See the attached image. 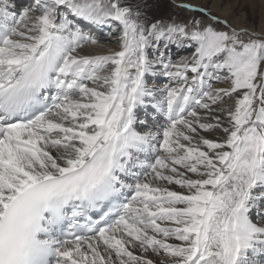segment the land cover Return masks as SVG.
<instances>
[{"label": "snow or ice", "instance_id": "1", "mask_svg": "<svg viewBox=\"0 0 264 264\" xmlns=\"http://www.w3.org/2000/svg\"><path fill=\"white\" fill-rule=\"evenodd\" d=\"M173 4L0 0V264H264V34Z\"/></svg>", "mask_w": 264, "mask_h": 264}, {"label": "rangeland", "instance_id": "2", "mask_svg": "<svg viewBox=\"0 0 264 264\" xmlns=\"http://www.w3.org/2000/svg\"><path fill=\"white\" fill-rule=\"evenodd\" d=\"M29 2V0H27ZM26 0H16V2L18 4H27ZM183 1H195L197 3H202L203 0H183ZM216 1H219L220 2V8L223 9V8H226L227 10L230 11L231 15H232V23L231 25L233 27H238L236 26V23L234 21L236 20H242L243 23L246 25L247 28H252V30L257 33V34H260V32H258L259 30H264V8L263 7H260L258 6L254 13H251L250 12V7L248 5H243L242 6V0H206V7H209L212 4H216ZM231 5L230 7L228 5ZM213 14H216L218 16L219 13H213ZM197 17V18H200V14L199 13H196V14H193V15H190L188 13V10H177V11H169L168 13L162 15V19H165V20H169L171 18H175L176 20H182V21H185V20H188L192 17ZM221 17H223L221 15ZM238 20V21H239ZM234 22V23H233ZM97 36L99 37V40H100V43L101 45H106V44H110L111 42L109 41V38L105 37L104 34L102 32H97L96 33ZM103 48H107V47H103ZM176 52L175 53H172V59H177L179 58V54H182V53H187L189 51H193V49L191 48H184V49H179L178 47H176ZM157 83L158 86H163L165 83H168L167 79L164 78V77H158L155 79V81H153L152 78H149V83ZM233 101L231 100H227L226 101V104H232ZM141 114H143L141 112ZM160 122H163V117H157ZM148 122L149 124L152 123V117L149 116L148 117Z\"/></svg>", "mask_w": 264, "mask_h": 264}, {"label": "bare ground", "instance_id": "3", "mask_svg": "<svg viewBox=\"0 0 264 264\" xmlns=\"http://www.w3.org/2000/svg\"><path fill=\"white\" fill-rule=\"evenodd\" d=\"M179 2H180V0H176V3H179ZM183 2H185V1H183ZM157 3H158V7L153 10V14L157 18H161L162 15L168 13L169 11H177V10H185L186 11V9L175 7L174 4H173V0H157ZM185 3H192V4H197V5H201V6L206 7V0H203L202 3H197L195 1H186ZM243 5H248L250 7V12L254 13L255 9L258 6L264 8V0H242V6ZM207 8H209L213 13H219L220 16L222 15L223 17L227 18V20H228V22L230 24L232 23V21H231L232 20V18H231L232 15H231L230 11L227 10L226 8L221 9L219 1H216V4L215 3L214 4L211 3V5L209 7H207ZM188 13L190 15L196 14V13L189 12V11H188ZM238 20L234 21L236 23V26H238L237 28L246 27V25L243 23V21L241 19L239 21ZM178 21H182V20H178ZM81 23H83V22H81ZM248 29L252 30L251 27L248 28ZM258 32H260V34H264V30H259ZM103 47H107V48H103ZM108 49H118V45L115 42H111L110 44H106V45H101V43H99L98 46H88V48H87L88 51H90V52H92L94 54H107ZM175 49H176L175 45H173L170 48V56H171V58H172L171 54L176 52ZM181 49H184V48H181ZM191 53H192V51H189L187 53L179 54V56H180L179 58L174 59V60L172 59V60L175 62V61L179 60L181 57H190ZM214 86H217V87H228L229 85L228 84H219V85H215L214 84ZM140 115L143 117V114H140ZM205 135H209L210 138H215L216 135H218V133H211V134H205ZM176 190H179V189L177 188ZM252 218H253V220L256 219L255 213H253V217ZM149 258L153 259L154 261H158L160 259V257L154 256L151 253H149Z\"/></svg>", "mask_w": 264, "mask_h": 264}]
</instances>
